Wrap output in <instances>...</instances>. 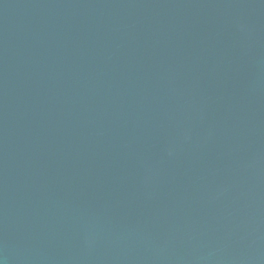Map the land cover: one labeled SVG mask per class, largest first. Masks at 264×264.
<instances>
[{
  "label": "water",
  "instance_id": "obj_1",
  "mask_svg": "<svg viewBox=\"0 0 264 264\" xmlns=\"http://www.w3.org/2000/svg\"><path fill=\"white\" fill-rule=\"evenodd\" d=\"M0 264H264V0H0Z\"/></svg>",
  "mask_w": 264,
  "mask_h": 264
}]
</instances>
